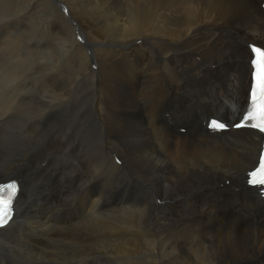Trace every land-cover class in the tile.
Here are the masks:
<instances>
[{
	"label": "bare ground",
	"instance_id": "1",
	"mask_svg": "<svg viewBox=\"0 0 264 264\" xmlns=\"http://www.w3.org/2000/svg\"><path fill=\"white\" fill-rule=\"evenodd\" d=\"M2 1L0 178L21 191L0 264H123L127 249L144 264H264V199L247 185L262 135L204 126L245 107L262 0H58L97 69L55 2Z\"/></svg>",
	"mask_w": 264,
	"mask_h": 264
},
{
	"label": "rangeland",
	"instance_id": "2",
	"mask_svg": "<svg viewBox=\"0 0 264 264\" xmlns=\"http://www.w3.org/2000/svg\"><path fill=\"white\" fill-rule=\"evenodd\" d=\"M24 1H26V0H7V2H6V4H7V8L8 9H12V8H14V7H16L17 6V4L18 3H24ZM3 1L2 0H0V9H1V7L3 6V3H2ZM27 2H30V1H28L27 0ZM49 2L51 3H54V4H56L57 6H58V9L59 10H61V12L64 14V17L66 18V20L68 21V22H70V24L71 25H73L74 26V30H75V38L77 39V42L78 43H80V44H82L83 46H84V48H85V50H87V53H88V55H89V57H90V63H91V68L92 69H97V67H98V65L97 64H95V59H93V57H94V47H95V45H96V42L93 40V39H90L89 37H87V38H85L83 35H82V30H80V26H79V22H78V20L76 19V17H75V15L73 14V13H71L68 9H67V5H65V4H63V3H60L58 0H49ZM258 3H259V0H258ZM82 10H83V12L85 13V14H87L88 13V10L87 9H85V8H82ZM87 10V11H86ZM34 11H33V9L31 10V13H33ZM38 13L37 14H35V16H36V19H37V22L39 23L40 22V24H42L41 23V18H43V16L41 15V14H39L38 16ZM40 16V17H39ZM42 16V17H41ZM24 24H25V26H27L28 27V25H27V23H25L24 22ZM24 25H22V27H21V29H24V27H25ZM33 27L31 26V24H30V26L28 27V30H30L31 31V33H32V35H31V42L32 41H34L35 39H34V37H33V30L34 29H32ZM32 29V30H31ZM25 37V38H24ZM24 37H23V35H22V38H21V43H22V45L24 44V42H25V44H27L28 45V42H29V36L28 35H24ZM27 37H28V39H27ZM25 41H24V40ZM33 39V40H32ZM20 43V44H21ZM33 43V42H32ZM34 43L36 44L37 42L36 41H34ZM251 43H256L257 44V41H255V40H253V41H251ZM34 44V45H35ZM258 45V44H257ZM247 46L249 47V45L247 44ZM41 48L42 49H46V46H44V45H41ZM20 48H17V50H19ZM26 50V49H25ZM24 50V51H25ZM19 51H22L21 49L19 50ZM58 53V52H57ZM72 61H74V62H76L78 65H80L81 63H82V56L80 55V53H74V55H73V58H72ZM94 61V62H93ZM248 84V83H247ZM246 90H247V88H246ZM244 93H246V91L244 92ZM238 97V96H237ZM244 97H241L240 99H239V101H238V104H237V106H238V109H240L241 110V106H240V102H241V100L243 99ZM151 109H153V107H151ZM232 121H234V120H231V121H229V123H231ZM196 131H198V129H196L194 132H192V134L193 133H195ZM4 151V150H3ZM118 157V158H117ZM114 158V159H113ZM112 159H113V162H114V164L116 163L118 166H121V168L122 169H124V164L122 163V158L120 157V156H118L117 154H115V155H112ZM118 159H119V161H118ZM123 164V165H122ZM44 166H46V164L44 165ZM9 175H6L5 177H2V178H0V180H6V179H9V178H11L12 176H10L9 178ZM115 185L116 184H114V189L115 190H117V191H113L112 190V194H115L116 195V192H117V194L121 197V198H124L125 199V202L124 203H122V205H121V203H117V204H115V206L117 207H124L125 208V206H126V203L127 204H129V203H131V201L130 200H127L128 199V194L127 193H125L120 187H115ZM103 187H105V189L107 188V190H111V189H109L108 187H106V186H103ZM102 192L104 193L103 194V196L105 195V190H102ZM247 194V193H246ZM248 195V194H247ZM127 196V197H126ZM249 196H253V197H255L254 195H249ZM65 196H63V198H64ZM47 200V199H46ZM80 199H76V201L74 202V204H73V206H67V208L69 209V208H73V209H77V207L78 206H80L79 205V201ZM89 204L90 203H87V200L85 201V204L84 205H82L81 204V207H82V210L83 211H86L85 209H87L88 208V206H89ZM99 207H102L103 206V202H99ZM125 205V206H124ZM131 206H137V205H131ZM240 207H237L235 210H233V212H232V214H234L236 211H237V209H239ZM40 209H41V207L40 206H38L37 207V210H39V212H41L40 211ZM65 209V208H64ZM41 214H42V212H41ZM83 214V215H82ZM61 215H62V211H61ZM85 215V213H76L75 214V216H74V219H72V221H74V222H72V224H69V225H71V226H68V228L70 227H74V226H76V225H74V226H72L75 222H77V220L79 219V218H81V217H83ZM62 217H63V215H62ZM243 217H246V216H243ZM76 220V221H75ZM85 225V228L88 226L86 223H84ZM81 226H83V224L81 225ZM261 226V225H260ZM262 228L264 229V226H262ZM140 243V242H139ZM72 245V246H71ZM79 245V246H78ZM80 245L81 244H69V246H68V249H69V251H74V250H76V249H78V248H80ZM72 247V249H71V247ZM77 246H78V248H77ZM126 248H128V244L126 243ZM127 255L126 256H124V260H126V261H124L123 262V264L125 263V264H133V262H134V264H135V262L136 261H138L139 262V264H144V252H143V250L141 251V250H138V252H136V253H133L132 251L131 252H129V250L127 249ZM139 253V254H138ZM129 254H131V255H129ZM133 254H134V256H133ZM138 255V256H137ZM141 256H143V257H141ZM133 257V258H132ZM139 257V259H137ZM128 258V259H127ZM132 258V259H131ZM137 259V260H136ZM142 259V260H141ZM127 260H129V261H127ZM122 261L123 260H121L120 262V264H122ZM132 261V262H131ZM78 262H79V260H78ZM128 262V263H127ZM264 262V261H263ZM119 263V262H118ZM137 263V262H136ZM260 264H261V262H259ZM138 264V263H137Z\"/></svg>",
	"mask_w": 264,
	"mask_h": 264
},
{
	"label": "snow or ice",
	"instance_id": "3",
	"mask_svg": "<svg viewBox=\"0 0 264 264\" xmlns=\"http://www.w3.org/2000/svg\"><path fill=\"white\" fill-rule=\"evenodd\" d=\"M253 67V83L250 86V104L244 110L247 111L248 115L242 116V119L245 121H251L252 114L256 111L257 106H259L261 123L252 124L251 126L253 128H259L260 131L264 132V52H261L259 58L253 61ZM236 126L240 127L241 125L237 124ZM212 127L224 128L225 125L223 123H213ZM251 176L253 178L248 181L250 184L264 185V157L259 159V168L255 172H252ZM12 188H15L14 184H10L5 188H0V204H3V197L6 196L10 205L14 193L9 191V189ZM6 223V220L0 219V224Z\"/></svg>",
	"mask_w": 264,
	"mask_h": 264
},
{
	"label": "water",
	"instance_id": "4",
	"mask_svg": "<svg viewBox=\"0 0 264 264\" xmlns=\"http://www.w3.org/2000/svg\"><path fill=\"white\" fill-rule=\"evenodd\" d=\"M1 226H4V225H1Z\"/></svg>",
	"mask_w": 264,
	"mask_h": 264
}]
</instances>
